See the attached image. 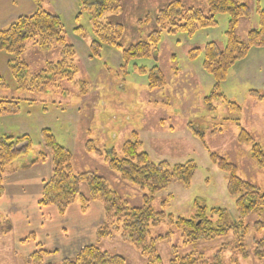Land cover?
<instances>
[{
	"label": "rangeland",
	"instance_id": "rangeland-1",
	"mask_svg": "<svg viewBox=\"0 0 264 264\" xmlns=\"http://www.w3.org/2000/svg\"><path fill=\"white\" fill-rule=\"evenodd\" d=\"M165 1L164 6L172 0ZM160 2L162 0H122L123 12L109 13L104 21L111 19L125 26L121 43L128 47L156 28L154 22L142 24L140 20L148 15L154 17L160 10L156 11ZM184 2L187 6L208 12L206 1ZM244 3L252 8V15L250 18L240 19L236 34L242 40H246L250 30L258 28L257 7H264V0H244ZM43 6L62 19L64 35L76 50V81L87 83V94H82L79 84L69 81H60L61 88H52L48 92L21 91L9 65L13 56L0 51V74L8 85L7 88H0V97L20 100L18 113L0 114V135L28 134L34 145V151L29 156L33 157L34 153L42 150V130L51 129L58 143L71 151L73 169L76 172H97L131 205L140 206L143 195L140 188L123 181L102 157L85 150L86 141L92 139L98 147H113L120 154L123 143L136 132L143 142L142 150L149 154L152 161H166L170 167L189 160L196 163L197 169L189 187L172 180L152 202L157 211L164 210L175 216H190L196 201L206 206L208 211L214 207L235 210V197L227 191L228 173L213 163L210 152L235 163L240 177L264 191V169L253 160L251 145L239 143V128L234 121L239 119L264 149V101L250 96L249 91L254 90L251 81L239 79L242 69L252 57L264 55V47L251 49L246 58L232 66L222 84L225 98H215L211 103L205 98L211 94L214 78L204 70V54L201 53L193 60L188 57L190 49H203L211 41L225 46L227 14L218 15L217 26L200 29L193 36L183 32H164L159 46V59L132 60L126 74L122 68L125 65L123 54L118 47L104 44L100 54L94 55L91 44L96 35L93 31L92 14L84 7L83 0H44ZM35 9L33 0H0V29L8 27L20 16L30 15ZM60 50L61 47L55 44L49 51H43L30 40L23 59L31 72H37L48 62L59 60ZM134 65L147 68L159 66L166 76L167 85L162 89H150L148 77L135 72ZM229 102L237 103L242 110L230 108ZM189 124L201 130L203 136L196 135ZM29 156L10 165L4 179L6 186L11 181L13 185H19L17 179L22 173H14ZM31 183L33 185L25 191L20 187L17 189L19 193L15 196L16 199H0V264H33L28 259L32 246H25L18 241V238H26L30 232H35L37 241H42L46 249L58 250L48 257L51 262L57 263L64 253H70L68 250L76 242L81 243L88 238L90 231L95 232L102 221V210L97 203L83 212L78 210L80 204L77 201L65 216H60L53 206L39 209L37 204L27 201H30L28 196L32 193L41 194L42 185L35 184V180ZM81 190L89 195L86 183L82 184ZM21 196L23 198L20 199ZM164 201H167L166 205H163ZM1 204L10 207L11 212L13 207H19V210L9 214V209L1 210ZM5 218L12 223L11 231H8L9 223ZM256 220L257 215H252L246 219V223L253 226ZM74 228L79 230L78 236ZM171 231V243L157 244L164 264H169L174 256L172 245L178 247L180 255L197 251L212 259L226 243H231L232 246L224 251V264H264V259H259L252 253L254 239L264 238V230L260 235L252 230L245 239L250 250L248 257H243L233 249L237 243L233 233L185 246L181 230L166 221L160 226L152 227L151 236L157 237ZM32 241L29 242L33 243ZM93 242L103 250L124 255L128 264L146 263L136 246L123 242L119 236ZM18 243L22 246H18Z\"/></svg>",
	"mask_w": 264,
	"mask_h": 264
},
{
	"label": "trees",
	"instance_id": "trees-1",
	"mask_svg": "<svg viewBox=\"0 0 264 264\" xmlns=\"http://www.w3.org/2000/svg\"><path fill=\"white\" fill-rule=\"evenodd\" d=\"M35 11L30 15L20 16L8 27L0 29V51H5L13 57L9 61L11 72L16 79L18 89L21 91L48 92L50 89L61 88L60 81H69L79 84L83 95L87 94L85 81H76L78 66L75 62V47L68 42L64 35V24L59 15L46 10L44 0H33ZM208 12L200 8L187 6L183 0H172L162 7L154 17L146 16L140 23L154 24L156 28L149 32L145 38L138 40L128 47L121 43L125 35V26L113 20L104 21L106 15L120 14L124 10L122 0H83V5L92 14L93 31L96 38L92 41L91 48L94 55H99L104 44L116 46L121 49L125 65L122 66L128 74V64L136 59H159V46L164 32L176 34L178 32L193 36L200 29L212 28L218 24V15H228V25L225 31L226 44L220 46L211 41L202 49L195 47L189 50L188 57L193 60L203 53L204 70L214 78L211 94L206 101L211 103L215 98H225L222 84L226 81L232 66L239 60L246 58L253 48L264 47V7L258 6V28L247 33L246 40L236 34L241 18H250L252 8L244 0H205ZM33 40L43 51H49L55 44L61 47L60 59L48 62L37 72H31L23 54L27 43ZM134 71L148 77L150 89H162L167 85V79L159 66L147 68L134 65ZM4 77L0 74V88H7ZM66 91V90H65ZM251 97L264 101V89L250 90ZM230 108L238 111L241 106L229 102ZM20 110V100L17 98L0 97V114H14ZM239 128L238 141L241 144L251 145V156L257 166L264 169V149L262 145L240 123L234 120ZM190 128L198 136L203 132L194 125ZM215 132V131H214ZM132 138L127 139L117 153L112 148H100L94 140L88 139L85 150L95 153L103 158L107 166L123 181L131 182L143 192L142 204L134 206L122 197L108 182V180L93 171L76 172L73 169V155L71 151L56 140L49 128L42 130V150L34 153L33 142L28 134H3L0 135V199L5 195L4 184L8 168L20 158L26 159L20 169H27L35 164L43 163L49 158L52 162L51 176L44 180L41 194L37 200V207H55L60 216H65L69 209L78 201V210L87 212L97 203L102 210V221L97 225L95 232L88 234V238L80 243V247L72 254H63L59 262L54 263L48 259L58 252L45 248L42 241H37L35 232H30L27 237L20 239L25 246H32L29 261L33 264H128L124 255L103 250L93 241L114 239L116 236L125 242L136 246L145 264H164L158 251V242L171 243L173 232L157 237L151 236V228L160 226L168 221L181 230L183 244H197L216 237L233 233L237 243L233 249L243 257L250 255L245 239L253 230L262 234L264 230V191L239 176L238 167L224 156L210 152L211 159L219 169L228 173L227 191L235 197V210L214 207L210 211L206 206L194 203L190 216H175L164 210L157 211L152 206L156 195L166 188L172 180H177L189 187L197 169L194 160L170 167L168 162H154L149 154L142 150L143 142L138 133L133 132ZM18 169V168H17ZM86 183L89 195L82 192L81 186ZM167 201L163 202L166 205ZM257 215L253 226L246 223V219ZM8 231L12 230V223L5 218ZM77 236L79 232L76 233ZM33 240V241H32ZM32 241L33 243L29 242ZM18 243V246H21ZM69 244V243H68ZM253 254L259 259H264V238L254 239ZM232 246L226 243L213 255L207 258L203 253L193 251L185 255L178 254V247L172 245L173 258L169 264H224V251ZM73 247V246H72ZM60 249V248H58ZM48 259V260H47Z\"/></svg>",
	"mask_w": 264,
	"mask_h": 264
},
{
	"label": "crops",
	"instance_id": "crops-1",
	"mask_svg": "<svg viewBox=\"0 0 264 264\" xmlns=\"http://www.w3.org/2000/svg\"><path fill=\"white\" fill-rule=\"evenodd\" d=\"M189 1L190 0H188V2ZM201 1L204 2L205 0H201ZM165 2H166L165 0H162V2H160V4H159V6H158L156 11H158L159 9L164 7ZM250 56L248 58H250ZM239 79L241 81H244V80L251 81L252 85L254 86V88H252V89H262V88H264V55H262V56L255 55L254 57H252V59L250 61H248L247 65H245V67L242 69V73L239 75ZM11 134H14V133H11ZM51 172H52V162H51L50 159L47 160L46 163H38V164H35V165H33V166H31V167H29L27 169H20L18 167L17 172L14 173V174H21L22 173V176L18 177V179H17L19 185H13L12 181H11L10 184L7 185L8 188L6 187V191H5V195L3 196V200H8V198L10 200L14 199L15 196L19 193V192H17V189L19 187L22 188L23 191H25V189L30 188V186L33 185L31 183L32 180H35L37 182L35 184L42 185V182L45 180V178H48L51 175ZM31 196H32V199H30ZM21 198H23V197L21 196L20 199ZM28 198L30 200V201L26 200L28 203H33L34 205H36L37 204V200L39 198V193H32L31 195L28 196ZM5 205L6 204L2 205V209L1 210L2 211L3 210L4 211H8V209H9V211H8L9 214L12 213V212L14 213L15 211L19 210V207H16V208L13 207L14 209L11 212L10 207H6ZM74 230L76 231V233L79 230H80V233L82 232L81 231V227H80L79 230H77L75 228H74ZM23 237L24 236H21L20 238H18V241H20V239L23 238ZM80 246H81L80 243L76 242L75 245L72 247L71 251L72 252L77 251Z\"/></svg>",
	"mask_w": 264,
	"mask_h": 264
}]
</instances>
